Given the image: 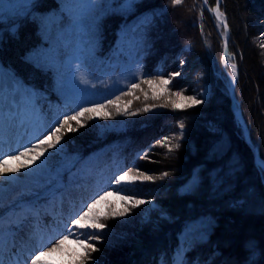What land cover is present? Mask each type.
Segmentation results:
<instances>
[{
    "label": "trees",
    "instance_id": "1",
    "mask_svg": "<svg viewBox=\"0 0 264 264\" xmlns=\"http://www.w3.org/2000/svg\"><path fill=\"white\" fill-rule=\"evenodd\" d=\"M5 1L17 8L25 3ZM33 3L38 7L31 8L30 15L9 14L4 20L5 4L0 3V63L38 94L39 118L33 119L37 135V128H47L55 106L63 114H72L91 103H78L63 96L56 70L37 65L34 54L44 51L47 45L38 18L56 11L59 0ZM122 3L123 0H104L95 35L100 71L115 58L121 24L138 15L140 24L142 17L150 15L153 22L141 29L148 46L140 52L141 71L135 83L143 90L144 80L157 75L165 77L177 70L176 56L190 45L185 75L173 79L166 97L149 100L167 105L162 114L144 113L133 95H124L131 81L120 85L114 96L131 98L136 112L126 115V130L99 134L95 123L84 119V127L65 132L67 150L78 157V163L62 176L60 185L35 194L31 202L35 207L42 206L44 219L51 218L54 203L50 198L67 187L71 173L79 170L84 160L104 151L108 162L123 158L125 171L137 174L138 169L154 177L152 181L125 186V192L151 198L167 217L157 216L156 223L144 221L140 211L133 210L125 217L103 221L108 227L101 241H92L99 249L92 254L93 264H172V257L181 247L187 264H264V171L255 163V154L233 113L231 98L223 81L213 74L206 50L205 37L221 60L223 43L207 9L216 0H207L206 4L203 0H186L176 7L170 5V0H136L130 12L121 11ZM220 9L229 26L228 52L238 68L236 106L241 109L250 139L264 161V47L257 42L264 28L258 21L264 19V0H221ZM182 13L185 25L180 23ZM16 22L19 28L13 32L10 26ZM195 70L203 73L201 80L211 84L210 97L200 98L203 102L191 108H173L170 93L182 91L189 96L186 82L195 77ZM139 88L133 91L138 93ZM179 119L186 133L179 140L170 139L179 147L169 152L158 142L167 137ZM72 125L77 127L75 121ZM165 172L167 176L162 175ZM86 189L81 185L75 203H82Z\"/></svg>",
    "mask_w": 264,
    "mask_h": 264
},
{
    "label": "rangeland",
    "instance_id": "2",
    "mask_svg": "<svg viewBox=\"0 0 264 264\" xmlns=\"http://www.w3.org/2000/svg\"><path fill=\"white\" fill-rule=\"evenodd\" d=\"M185 1L186 0H183L181 5H184ZM68 2L71 3L72 0H68ZM0 3L6 4V1L0 0ZM220 11L222 12L221 9ZM210 14L213 19L218 36L223 43L227 34H223L224 30L220 26V22L215 21L214 13L210 11ZM138 18L139 15L129 22L121 24L118 30V39L116 41L117 49L115 51V58L109 62L107 68H105L103 71H100L101 62L99 61L100 59L95 56V53L94 57H89L84 62L79 71H77L75 64L73 65V67H71L72 62L76 59L75 53L77 51L76 43L78 40V36L74 31H69L68 33H66L65 40L67 42V49L64 53L66 59L64 61V65L61 66L60 70L66 73L68 81L67 79H65L64 84L60 86V93L63 96L71 98L78 103H107L109 99L117 100V97L114 96V92L120 87V85L130 81L132 83H135L136 78L141 71L140 52L148 46L145 34L141 31V29L137 31V28L139 27V24L137 23ZM185 20L186 19L185 17H183L182 13L180 23L182 25H185L187 23ZM258 21L264 24L263 18H259ZM261 31L262 32L259 34V41L257 42L260 47H264V28H262ZM43 38L45 39L44 35ZM205 40L207 55L211 63L212 72L223 81L225 85V91L228 92L230 96L231 63H233V61L225 58V56L221 58V60L217 59L210 41L207 37H205ZM47 47L48 45H46L44 50H46ZM190 49V45H185L183 47V50H181L179 55L176 56V60L178 61V69L175 71H171L168 75L163 77L165 79H170V84H172L173 79L179 80L185 75V60L187 51H189ZM180 60L184 61L183 65L180 64ZM0 67H2L0 68V150L8 152L11 148L15 147V144L17 142H35L34 136L32 137V131L34 128L30 119L33 117L35 118L36 115L34 112L29 110L20 100V98L11 91L9 80L13 76L4 69L1 63ZM175 72H180L181 75L171 76V74ZM195 72V77L190 75L192 76V78L190 77L186 82V85L188 86L186 89L190 91L189 96H196L198 99L202 98V100L207 99L211 95V84L208 81L201 80L203 77V73L201 71L197 72V70H195ZM81 79H87L89 82L87 84H83L80 82ZM21 84L25 88L36 93V91L30 86L23 84L22 82ZM137 92L138 93H135L132 90L131 95H133V99H137L138 102H140L139 106L141 111L145 106L151 107L150 111H144V113L147 114H162L165 111V108L163 107L164 105L155 102H149V100L153 99V91L147 83L145 84L143 90L139 88ZM145 93H147V99L145 98ZM164 96L166 97L167 95H163V97ZM171 97H169V101ZM172 99H175V97H173ZM128 101L132 102V99H125V97L122 96L119 97L117 103H119L123 108L124 106L128 105ZM36 103L37 110L39 112L40 102L38 101V99ZM108 111L112 113L111 118H96L92 120L95 123L97 132L99 134H102L108 131H125L128 124L126 115H117L115 107L112 105H109ZM128 111L136 114L135 108H133L132 103L130 106H128ZM57 119L58 117L53 116L50 124H55ZM181 122L182 120L179 119L175 124L172 125V127L170 128V132H168L169 134L167 135V138L179 140L183 136H185V126L182 130L179 127ZM181 132L183 133L182 135ZM36 136H38L39 138H43L41 133ZM61 145L63 147L60 151H57L56 149L48 150V153L45 154L47 157L46 164L43 167L37 168L35 172H31L35 176L33 181H27L14 188H7L6 192L0 199V211L1 209L5 210L3 216L0 217V245H3L5 243L2 238H4L5 234L8 231V229L5 227V224H7L8 221H11L12 218L15 220L14 224L18 226L16 229V234L23 231L24 241H21L19 243L18 249H16V255L18 254L19 256H21V249H23L24 247H27L28 252L30 253L32 245L34 243V241L30 237L33 235L34 229L42 230L41 235L47 236L50 230L56 229L62 224L64 220L68 219L69 215L75 208V204H72L71 202L72 200L76 199L79 190L78 187L81 183H84L87 186H93V183L96 181V186L94 188H88L87 190L90 196L86 201L90 202L89 198L97 192H102L103 190H115L117 188V185L111 182L113 177L125 171L122 167L123 158L116 157L111 162H108L104 156V151H100L94 154L86 162L82 163V169H80L78 172H72L70 176L71 182L69 185V189L66 192L68 197L63 198L62 195H60L58 199V206L53 207L52 209L53 213L55 211H58L55 219L42 221L41 223H38L37 226V221L41 219L40 211L26 207V203H28V201L35 194L44 193L46 190L50 189V187L59 185L62 176L67 172L73 171L78 163V157L68 152L63 137L61 140ZM57 147L60 148V145H58ZM118 150L119 148L115 149L114 154ZM49 153H51V155H49ZM24 159L25 158L23 157L21 158V160ZM41 159L43 160L45 158L42 157ZM39 163L40 162L38 161L37 164ZM31 167L36 168V165H31ZM123 194L130 195L126 192H124ZM133 197L151 201V203L141 205L140 207L132 209L131 211L133 212L134 210L138 212L139 210L140 215H142L144 221H153L156 223L157 216L161 218L167 217L163 210L159 209L158 204H156L151 198L136 196ZM13 199H16L19 202L16 206L18 208V211L16 212H12L11 210L14 207V205L11 204ZM67 201L69 202V205H67ZM25 259L26 257L24 258V260ZM3 261L4 260H2L0 263L2 264Z\"/></svg>",
    "mask_w": 264,
    "mask_h": 264
},
{
    "label": "snow or ice",
    "instance_id": "3",
    "mask_svg": "<svg viewBox=\"0 0 264 264\" xmlns=\"http://www.w3.org/2000/svg\"><path fill=\"white\" fill-rule=\"evenodd\" d=\"M135 2L136 0H123L120 5L121 11H132ZM182 2L183 0H170V5L176 7L180 6ZM203 3L206 4L207 0H203ZM103 5L104 0H72L71 3L68 0H59L56 11L41 15L38 18L48 47L46 50L34 54L33 58L37 61L38 66L56 70L58 87L62 86L65 79H67L66 73L60 70L66 59L64 55L67 49L65 34L74 31L78 36L76 59L72 62L71 67L75 64L77 71H79L89 57H94L96 26L103 14ZM35 7H38V5L34 4L33 0H25V3L19 8L6 3L3 9V20L9 14L30 15V9ZM19 9H22V11H18ZM210 11L215 13V18L220 22V26L224 30L223 34L226 35L229 26L225 14L220 11L219 0H217V7L210 9ZM152 22V17L145 15L141 18L137 31L149 26ZM225 48H227V40H225ZM180 64L183 65L184 61L180 60ZM179 75H181L180 72L171 74V76ZM237 76V64L231 63V82L233 84L236 82ZM80 82L87 84L89 81L81 79ZM143 82L147 83L152 89L153 99H159L161 95L169 94L168 86L171 80L163 78L162 75H157L154 79H146ZM9 85L11 91L20 98L29 110L35 113L38 119L39 113L36 103L38 94L25 88L15 77L9 80ZM139 87L140 85L137 83L130 84L129 91L124 95H131L132 90ZM170 95L175 97L171 100V106L175 109L191 108L203 102L196 96H185L182 91L171 92ZM145 98L147 99V93H145ZM118 100L119 97H117V100L109 99L107 103L92 102L88 107L80 106L72 114H63L62 119L58 118L55 124H49L46 130L37 128V132H41L43 138L34 136L35 142H17L14 148H11L8 152L4 151V154L0 155V181L14 179L16 174L21 173L22 170H26L24 174L28 175L35 172L37 168L43 167L47 162L45 154L48 153L49 149H56L57 151L62 149L61 140L65 132H75L78 127H84L85 125L82 123L84 119L111 118L112 113L108 111L109 105L115 107L117 115H135V113L128 111L131 101H128V105L122 108L117 103ZM150 110V106H145L143 109L145 112ZM73 121H75L77 127H73ZM179 127L181 130L184 128L183 122L180 123ZM158 143L166 146L169 152L179 147L178 144H172L167 137ZM58 145H60V148L57 147ZM22 157L25 158L23 162H21ZM42 157L45 159L42 160ZM10 161H16V166H13ZM38 161L39 164H37ZM31 165H36V168H32ZM260 168L261 171H264V161L261 162ZM136 172L137 174H132L131 171H123L115 175L111 181L117 185L115 190H103L91 196L89 198L90 202L85 201L79 207L74 208L68 219L64 220L56 229L50 230L47 236L41 235L42 230L34 229L33 235L30 237L34 243L30 254L23 262L19 258L13 257V254L16 253L14 239L11 242L6 239V252L10 255L2 264H93L92 254L99 251V249L92 241H101L102 234L108 227L103 221L125 217L132 209L151 203L148 200L123 194L126 191L124 187L126 185L154 179L153 176L139 172L138 169ZM162 175L167 176L168 173L165 172ZM184 252L185 250L182 247L178 248L172 257V264H187Z\"/></svg>",
    "mask_w": 264,
    "mask_h": 264
},
{
    "label": "bare ground",
    "instance_id": "4",
    "mask_svg": "<svg viewBox=\"0 0 264 264\" xmlns=\"http://www.w3.org/2000/svg\"><path fill=\"white\" fill-rule=\"evenodd\" d=\"M2 153H4V150H0V155H2ZM23 161L24 160H21V162H23ZM258 162H260V159H258ZM10 163L13 166H16V161H11ZM24 171H26V170H22L21 173H17L16 178H14V179L6 180V181H0V199L2 198L4 193L6 192L7 188H14V187H17L20 184H23L27 181H33L34 180L35 176L32 173L25 175ZM63 198H66V194L63 195ZM4 213H5V210L1 209L0 217L3 216ZM14 241H15V247L17 246L18 243H20L21 241H24L23 231H21L16 237H14ZM29 254L30 253L28 252V248L24 247L23 249H21L20 259L22 261H24V258L26 257V259H27Z\"/></svg>",
    "mask_w": 264,
    "mask_h": 264
},
{
    "label": "water",
    "instance_id": "5",
    "mask_svg": "<svg viewBox=\"0 0 264 264\" xmlns=\"http://www.w3.org/2000/svg\"><path fill=\"white\" fill-rule=\"evenodd\" d=\"M220 4H221V0H219V6H220ZM18 27H19V22H16V23L12 24L11 25V31L15 32L18 29ZM228 36H229V30L227 32V39H228ZM227 47H228V43H227ZM224 51H225V54L227 55V48H225V43H224ZM236 82H237V80H236ZM236 82L234 84L231 82V86H230V96H231V101H232V110L235 113L236 118L239 119V122H240V124L242 126L246 143L248 144L250 149L254 152L255 159H258V154H257L256 148L254 147V145H253V143H252V141L250 139V136H249V133H248V127H247L246 121H245V119L243 117L242 111L240 110V108H234V102H235L234 88H235Z\"/></svg>",
    "mask_w": 264,
    "mask_h": 264
}]
</instances>
